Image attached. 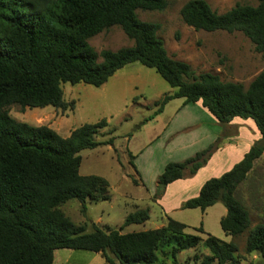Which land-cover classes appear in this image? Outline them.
<instances>
[{
    "label": "trees",
    "instance_id": "trees-1",
    "mask_svg": "<svg viewBox=\"0 0 264 264\" xmlns=\"http://www.w3.org/2000/svg\"><path fill=\"white\" fill-rule=\"evenodd\" d=\"M256 2L236 3L218 13L205 0H186L179 17L195 30L239 32L255 52L264 53V0ZM165 6L166 0H0V264H51L53 250L59 248L98 253L105 264H155L156 252L170 258L171 264H188L189 259L178 261L177 253L198 245L208 254H202L198 263L193 254L195 264H239L232 239L243 232L245 253L253 252L264 261V223L249 227L247 209L233 195L264 151V68L245 87L210 72L195 73L167 54L157 36L158 23L137 17V10ZM110 26H118L131 43L97 53L87 39ZM134 61L152 68L173 88L153 103L155 114L173 98H182L183 105L199 101L222 127L204 148L164 164L153 198L168 183L203 166L231 135L225 127L233 118H249L255 126L259 137L242 157L220 175L204 180L197 194L180 204L203 212L220 202L225 212L218 224L230 236L228 242L204 232L201 224L197 233H185V225L170 217L160 227L121 232L124 225L145 221L147 208L127 213L117 229L74 224L60 209L67 200L79 201L83 211L85 201L109 198L103 177L78 173L81 149L111 144V137L95 139L105 120L82 123L63 137L46 125L15 120L6 108L11 104L21 110L46 105L73 108L72 100L62 98L61 83L97 87ZM127 156L131 163L133 155Z\"/></svg>",
    "mask_w": 264,
    "mask_h": 264
},
{
    "label": "rangeland",
    "instance_id": "rangeland-1",
    "mask_svg": "<svg viewBox=\"0 0 264 264\" xmlns=\"http://www.w3.org/2000/svg\"><path fill=\"white\" fill-rule=\"evenodd\" d=\"M185 1L166 0L162 10H137L136 14L140 20L159 24L157 36L169 56L187 63L195 73L210 72L223 81L238 82L245 87L264 68V53L255 52L249 40L239 32L195 30L184 24L179 17V8ZM205 1L218 13L236 3H257L256 0ZM87 43L98 53L102 49L115 50L130 45L131 41L118 26H110L89 37ZM60 86L63 100H72L73 108L60 110L46 105L21 110L17 104L6 108L15 120L30 125H46L63 137L82 123L105 120V126L99 129L95 139L101 141L111 137V144L81 149L78 152V173L103 177L107 181L109 198L96 202L85 201L83 211L79 201L67 200L60 209L70 221L74 224L85 223L87 226L93 223L101 229L106 226L117 229L127 213L147 208L148 218L145 221L124 225L121 232L160 227L166 217H170L185 225V233H197L196 227L201 224L203 231L209 235L224 242L230 240L218 224L219 217L225 211L220 202L205 208L203 213L197 208L180 207L179 199L192 195L191 191L195 188L189 186V183L183 184V179L169 185L162 198V194L157 198L152 197L156 171L161 172L163 163L181 161L192 155L194 149L201 148L199 138L202 129L207 130L202 133L203 142H208L210 132L212 134L216 131L219 135L222 131V127L211 124L213 119L206 109L193 103H187L182 108V98H173L155 114L157 106L153 103L164 93L172 92L173 88L152 68L135 61L118 68L100 86L81 82H63ZM192 123L197 124L188 127ZM225 129L232 136L239 134V140L243 139L250 144L259 136L249 118H236ZM216 137L208 144L216 140ZM127 152L135 157L130 158L132 164L128 162ZM205 176L206 171H203L195 177H188H192L190 180L196 185ZM183 186L188 187L185 189ZM233 195L246 207L249 227L257 222L264 223V151L254 161L251 171L237 184ZM160 198L168 211L163 212V207L156 202ZM244 237L245 232L232 239L236 244L238 259L246 254ZM155 254V264H171L170 258H163L158 252ZM193 254L198 256L197 261L191 259ZM202 254H208V250L198 245L194 249L181 250L177 253V259L180 262L189 259L188 264H195ZM248 262L264 264L260 258L240 261L241 264ZM69 263L105 264L102 257L92 251L66 248L53 250L51 264ZM210 264L217 263L213 261Z\"/></svg>",
    "mask_w": 264,
    "mask_h": 264
},
{
    "label": "crops",
    "instance_id": "crops-1",
    "mask_svg": "<svg viewBox=\"0 0 264 264\" xmlns=\"http://www.w3.org/2000/svg\"><path fill=\"white\" fill-rule=\"evenodd\" d=\"M194 105H198L199 107H201V109H203L202 108V106L200 105V103H199V101H196L195 103H193ZM186 106V104H182V108L183 107H185ZM204 110H205V108H204ZM205 111H207V110H205ZM208 112V111H207ZM211 115V114H210ZM212 116V115H211ZM212 121H211V124L212 125H215L216 127H218L219 128V126H218V124L216 123V120L213 118V116H212ZM234 119H236V118H233L229 123H228V125L229 124H231V123H233L234 122ZM238 119H240V118H238ZM197 124V123H196ZM196 124L195 123H192L190 126H188V127H192V126H196ZM187 130V129H186ZM188 131V130H187ZM187 131H185V132H187ZM205 131H207V130H205V129H202L201 130V137L199 138L200 139V143L202 142V144H201V148H197V149H194V151H193V153L195 152V151H197V150H200V149H202L206 144H208V142H210V141H212L216 136H217V132L216 131H213L212 132V134H211V132H210V137L208 138V142H203V138H202V133H204ZM177 132V131H176ZM258 133V132H257ZM198 134H199V132H198ZM197 134V135H198ZM259 135V134H258ZM259 137V136H258ZM240 139V136H239V134H237L236 136H232V134L231 135H229V136H227V137H224L223 138V142L221 143V145L215 150V151H213L212 152V154L210 155V157L208 158V160L206 161V163L203 165V166H201L200 168H198L196 171H195V173L192 175V177H195L196 175H198L199 173H202L203 171H206V174H207V176H205V177H203L202 179H200V181H197L198 183L195 185H193L192 184V180H190L192 177H188L189 179H187V178H180V179H177V180H174V181H172V182H170V183H168L166 186H165V188H164V191H163V193H162V195H161V198L163 197V195L165 194V192H166V189H167V187L169 186V185H172V183H174L175 181H178V180H181V179H183L182 180V182H183V184H187V183H189L188 185L189 186H191V187H193V186H195V188L191 191V192H193L192 193V195H186V196H184V197H182V198H180L179 200H180V203H179V205L182 203V201H184L185 199H187V198H189V197H192V196H195L196 194H197V192H198V189H199V187H200V185L203 183V181L204 180H206V179H208V178H210V177H216V176H218V175H220L222 172H224V171H226V170H228L230 167H231V165L233 164V163H235L236 161H238L241 157H242V155H243V153L248 149V147H249V144L250 143H248L247 141H244L243 139H241V140H239ZM192 153V154H193ZM188 156V155H187ZM133 158H135L134 157V155H133ZM231 159V160H230ZM164 164L165 163H163L161 166V169L160 170H162V168H163V166H164ZM155 170H158V169H155ZM155 170L153 171V175H154V173H155ZM138 171V170H137ZM157 173H156V176L158 175V173L160 172V171H156ZM184 187V186H183ZM188 187V186H187ZM187 187H184L185 189L187 188ZM161 198L159 199V200H157L156 202L157 203H159L162 207H163V212H165V211H168V208L166 207V206H164L163 204H162V200H161ZM225 212V211H224ZM201 213V212H200ZM203 213V212H202ZM224 214V213H223ZM222 214V215H223ZM160 225H161V223H160ZM201 228H202V226H201ZM203 230V229H202ZM204 232H206V231H204ZM230 237V236H229ZM231 239V238H230ZM248 258H250V259H252V260H256V259H258L259 257L255 254V253H253V252H251V253H246V254H244V257H240L239 259H238V263L239 264H241L240 263V261H244V260H246V259H248ZM161 260V259H160ZM179 261V260H178ZM243 264V263H242ZM247 264H251L250 262H248Z\"/></svg>",
    "mask_w": 264,
    "mask_h": 264
}]
</instances>
